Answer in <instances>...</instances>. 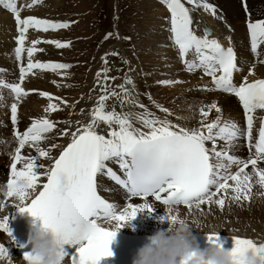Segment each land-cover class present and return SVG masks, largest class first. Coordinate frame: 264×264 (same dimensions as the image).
Returning <instances> with one entry per match:
<instances>
[{"label": "snow or ice", "instance_id": "snow-or-ice-1", "mask_svg": "<svg viewBox=\"0 0 264 264\" xmlns=\"http://www.w3.org/2000/svg\"><path fill=\"white\" fill-rule=\"evenodd\" d=\"M42 3L43 0H31L26 7L31 9ZM160 3L165 5L170 13L171 39L178 48L185 70L189 73L202 70L205 75L211 77L214 88L205 87L202 90L222 91L237 97L244 110L246 129L242 131L234 121L221 123L220 116L213 122H207L213 110L221 112L215 102L206 106L207 110L205 107L200 108L199 128L187 129L173 124L167 119L173 113L153 101L155 107L166 114L165 118L161 119L135 98V85L131 77L125 76L124 83L119 86V92L115 89L109 90L108 81H114L115 77L107 75L110 71L107 67L96 74L97 86L102 94L90 113V122L71 132V142L63 148L50 167L45 168L38 161L40 158L51 159V150H44L40 144L47 139V133L54 131L55 123L48 118L34 119L22 134L14 128L18 147L12 157L13 163L4 186L3 198L0 199V208L12 205L9 200L15 199L17 195L14 187L16 179L26 178L32 190L31 198L25 200L21 194L19 200L15 199L19 203L14 207L21 214L26 213L40 220L42 225L58 235L65 245H79L78 255L71 258V264H100L102 259L111 258L113 253L110 245L117 232L103 227L102 223L114 222L116 226L122 227L134 220L139 213L151 215L154 208L148 203L149 198H154L156 202L166 206V218L172 221L170 210L174 206L183 205L188 209L200 210L203 205L215 204L223 210L228 201L238 204L250 202L254 183L264 189V169L257 166L258 162L264 161V116L259 117L258 137L255 141L253 139L255 114L257 110H264V79L249 83L247 78H244L237 87L233 83V74L240 69L234 49L225 48L216 39L210 38L211 32L207 28L204 29L203 36H198L190 9L181 0H160ZM187 3L193 8H202L216 16V7L207 0H187ZM243 5L247 12V0H243ZM0 6L13 15L17 26V47L14 49L16 61L21 62L25 52L28 57L26 66L21 64L19 68L18 83H7L0 76V89L7 88L13 94L14 102L10 111L11 123L15 126L18 123V105L30 94L22 87L27 76L34 74L35 69L50 70L59 74L60 70L71 67L63 63L32 60L38 51L36 45L39 43L54 44L56 48H67L70 44L34 40L31 46L26 48V34L29 29L43 32L67 29L70 24L32 16L22 18L17 0H0ZM247 27L251 51L258 56V48L264 44V20L252 22L249 18ZM111 36L109 33L105 39ZM190 52L194 55L192 60L187 59ZM108 55L119 54L106 53L102 57L105 65L108 64ZM260 62L264 63V60ZM124 63L127 64L128 61L125 59ZM249 74L253 72L250 70ZM159 83L170 86L180 81ZM128 86H131V89ZM39 95L49 100L46 112L59 110V106L52 103L54 99L59 98H54L46 92H40ZM111 98L120 101L121 108L127 104L143 111L117 112L114 105L109 110L107 101ZM148 98L152 100L150 95ZM2 101L3 96L0 93V102ZM133 119L147 131L134 127ZM77 124L79 125V122ZM101 124L107 126V135L97 131ZM61 135H69L68 129ZM241 138L246 139L250 152L254 149V153L247 160L230 154L234 142ZM218 140L225 143V147L219 150ZM208 142L211 147L206 146ZM26 145L34 148L38 155H22L21 151ZM55 147L58 146L52 145V148ZM108 162H117L125 178L117 175L108 166ZM18 163H22V167L18 168ZM233 166L237 168L234 173L230 171ZM37 167L42 169L40 174H37ZM249 167L251 173L246 171ZM98 174H106L126 189L129 198H139L144 202L139 205L128 203L122 210H118L113 203L107 202L98 194ZM254 177L257 179L253 182ZM0 231L6 233L15 244L8 216L0 221ZM207 238L213 247L223 249L218 234H207ZM232 238L234 247L230 251L231 255L240 256L252 250L261 264H264V243H257L248 238ZM62 254L67 256L65 252ZM4 258L11 259L8 249L0 246V260ZM31 259L30 253H24L23 260L27 264H30Z\"/></svg>", "mask_w": 264, "mask_h": 264}, {"label": "bare ground", "instance_id": "bare-ground-1", "mask_svg": "<svg viewBox=\"0 0 264 264\" xmlns=\"http://www.w3.org/2000/svg\"><path fill=\"white\" fill-rule=\"evenodd\" d=\"M214 2L218 4L217 6L219 8V11L216 12V17L204 11L195 12L193 15H191L194 21L193 26L195 28L196 34L198 36H202V29L205 26L212 27L214 29V33L210 38L216 39L221 45H224V43H232V46L235 48L236 54L238 53L237 55H240L238 63V66L240 68H243V70L245 71L252 70L253 78H264V63H261L260 61L258 63H255L251 58L252 55L250 53L251 50L249 48L251 43L249 44L248 37L245 34L247 30L246 24L249 22V18L252 22L264 18V0H247L248 12L244 11V7L242 5L243 0H214ZM29 3H31V0H26V5ZM62 4L63 0H43V3L39 7L34 6L31 9H27L25 5L26 8L25 10L23 9V13H21V16L23 18H26L27 16L35 17L38 16L35 15V13L40 12L43 9L47 11L55 10ZM163 6L165 5L160 3V0H146L145 2L144 17L146 19V29H149L150 32L153 31L151 29H154V34L148 35L149 37L147 39L143 37L142 42L145 43L147 47L153 45L151 43H154L158 46L161 44L165 49L154 55L146 53L142 56V58H140L139 62L136 60L135 57H133V59L137 62H134L136 64L133 67V72L131 71V79L133 80L135 85L133 95L141 104L146 106V108L150 112L154 113L157 117H160L161 119L165 118L166 114L160 112L159 109L153 104V101H155L156 104L162 105L163 107L169 109L173 113V115L168 116L167 119L171 120L173 124L180 125L181 127L187 129H194L200 127V108L205 107V110H207L206 106L212 104L213 102L218 105V107L221 109V112H211L209 117L207 118V122H213L217 119V116H220L221 123H223L224 121H234L239 127H241L242 118L240 110L238 108L236 100L231 95L225 94L221 91H216V93L214 91L205 92L201 88H196V85H202L205 87L206 85H208L207 80H205L204 78H199L197 73H179L181 67L180 64H178L179 59L177 56L175 45L173 44L171 39L170 29L168 30V28L170 27V22L167 25L165 23V21L167 20H163L166 14ZM1 11L3 10L1 9ZM3 12L4 14L2 16L5 18V20L3 21L2 18L0 20V29L2 27V29L0 30V33L2 35L0 37V42L5 43L7 45L4 44V46L0 48V67L4 69L3 77L8 79H17V67L13 60L14 58L12 57L13 51H11V48H14L13 37L15 36V27L11 20V17L5 11ZM40 17L44 18L43 16ZM162 20L164 21V23L162 22ZM9 29H12V31H10ZM62 30L63 29H59L56 32H53L55 30H49L48 32H35L34 29H29L30 32L26 34L27 45L30 47L31 42L34 41V39H38L41 41L45 39V41L52 40L59 41L62 43V41L57 40L55 38L63 33ZM54 33H57L58 36H56L57 34L54 35ZM149 38L150 41L149 43H147ZM63 42L67 43L66 41ZM47 44L45 43V46L42 43L37 44L36 48L38 49V51L33 55L32 58L37 59L39 62L42 63H54V59L56 56L68 54L73 49V46H71L72 44H70V42H68V44H70V47L67 48H56L54 44ZM40 49H42V51H39ZM124 52L125 54H127V56H133V53L128 54L125 49ZM258 56L260 58V55ZM23 59L25 61H28V57L26 56V54L23 55ZM241 59L243 62H245V64H242ZM101 63L102 62L100 61V58L94 61L91 73L89 72L90 74L87 77L86 83L83 87L80 86L79 88H75V75L70 71V68L66 70H60L59 74L54 72L45 76L42 75L44 73L43 70H34V74H30L26 78L28 80L26 81V85L24 86L25 90H42L46 91V93H49L51 95L52 93H55L57 95L53 97L59 98L54 99L52 101V103H56L59 106V110L55 112H46L45 109L49 104V100L47 98L41 97L40 95L36 97L35 92L22 99V101L19 103L17 124L23 129L31 125V122L34 120V115H38L36 119L48 118L53 123H55L56 128L54 129V131L51 133H47L46 141L40 144L41 148L45 150H51L50 154L54 153L52 145H58L62 143L63 146L67 142L65 144V146H67V144L71 142V132L75 131L78 126L85 125L90 122V113L92 109L97 105L98 97L102 94L100 87H98V90H95L97 83L96 74L101 70ZM26 64L27 63L24 62L25 66ZM154 70H158V72L160 74H164V76L165 74L170 75L171 73H177L175 80H181L182 83H175L173 87L170 86L169 88L168 86L169 89L166 88L165 90L163 89L159 91L158 89H155L154 85L156 83L154 81V78L150 79V83L148 84V80H145L144 77V75L148 76ZM110 74H112V71H110ZM111 77L113 76L111 75ZM165 78L166 76L164 77V79ZM120 80L121 81H117L118 86L124 83L123 79ZM114 83L117 84L116 82ZM191 84L194 85L190 86ZM108 86L110 89L112 86L110 82H108ZM129 88L131 89V86ZM209 88L212 87L210 86ZM65 90H73L74 93L70 94L73 95L76 101H64L63 98L65 97L63 93ZM2 95H4L2 101L4 103L2 104H8V91L2 90ZM149 95L152 97V100H149ZM107 105L109 110H111L114 105L117 112L123 111L136 113L143 111L138 107H134L127 104L124 105L123 108H121L120 101L116 100L115 98L109 99L107 101ZM81 110H83V112ZM1 111L2 110H0V129H3L5 128V126L8 127L7 124L9 125V123L8 121H3L4 116H6V114L1 113ZM77 122H79V125L77 124ZM132 122L134 126H141L140 128L142 130H146L143 129L142 125L136 122L135 119H133ZM65 129H68L69 135L64 136V138H62L61 133ZM97 131L100 134L107 135L108 129L107 126L101 124L97 128ZM7 135L9 136H5L4 134L0 135L4 137H0V151L8 152L9 150H11L12 148L14 149L17 146V142L14 139L12 132L11 134ZM218 142L222 143L221 140H219ZM231 152H233V155L235 156L241 155L244 158L247 157V152L243 147H232ZM21 154H26V156L38 155L35 149L31 147H29V149L24 148L21 151ZM7 156L8 155L0 159V172L3 173L0 174V191L3 189L2 183L4 180H6L8 175V171H5V166L8 164ZM38 162L45 165V168L48 167L47 158H40ZM17 165L18 168L22 167V163H18ZM262 167H264V163L262 164ZM39 171H41V169H39ZM37 174L39 173L37 172ZM99 184L103 195L113 201L118 210H122L123 207H126L128 203L133 204V200L142 201L139 198H133L132 200L129 199L125 201L123 196L113 190H109L113 188L112 183H108V181L103 178H99ZM14 201L16 203H19L15 199ZM152 201L154 200L149 198L148 203H150L154 208L161 210L167 208L161 203H152ZM181 206L184 207L183 205ZM174 207H176L173 208L174 214H177L181 217H185L187 219H190V213L194 216H201L204 210L206 209V206H201L200 210L188 209L187 207L182 208L179 206ZM145 214L146 213L137 215V217L131 221V227H124L120 231L152 235L158 229L168 228H161L157 227L156 225L153 226L149 224H143V222H141L140 220L141 218L145 217ZM114 226V222L108 224V227L113 230ZM193 229V234L218 233L223 235L225 234L241 238H248L254 240L257 243H264V219L262 220L254 218L252 221L249 222V225H234L231 223L229 224V226L226 224H195L193 226ZM4 240L5 237L0 234V242ZM0 264L23 263L20 257L15 256L8 261L1 262Z\"/></svg>", "mask_w": 264, "mask_h": 264}, {"label": "rangeland", "instance_id": "rangeland-1", "mask_svg": "<svg viewBox=\"0 0 264 264\" xmlns=\"http://www.w3.org/2000/svg\"><path fill=\"white\" fill-rule=\"evenodd\" d=\"M145 2L146 0H63V4L57 7V9L52 10V13H51V10L47 11L43 9L42 11L35 13V15L39 16V17H36V16L35 17L39 19H43V18H40V16H43L44 18H47L49 19V21H52V22L60 23L62 22L60 20H66L63 23H67V21L71 23V26L69 27V29H67L66 31H63L65 29L62 30L63 33L60 36H58L57 33H54V35L57 34L56 36L58 37H55V38L57 40L62 41V43H64L63 40L72 41V43L70 44H72L71 46H73V49L68 54H65L62 56L60 55L56 56L55 59L61 62H65L63 64H68V65L69 63L71 64L72 67L70 68V71L75 75V82H74L75 88L84 86L88 75L91 73L94 61L100 58V61L102 62L100 65L101 70L103 69V67L104 68L107 67L108 69H110V71H112V74H110V71H109L107 75L109 77H111V75L115 77L114 81L113 80L112 82L111 80L108 81L112 85L109 90L115 89L116 91L118 90L117 92H119V86H118L117 81H121L120 79L124 80L126 74L127 76L131 77V74L133 72V67L137 63L133 59V57H135L136 60L139 62L140 58H142L144 54L147 53L150 55L152 54L154 55L165 49L163 48L161 44L158 46L154 43H151L153 45L149 44L150 46L147 47V45L142 42L143 37L147 39L149 37L148 35L154 34V29H151L153 30L151 32L149 29H146V25H145L146 19L144 17ZM207 2L213 4L216 7V10H217L216 12L219 11V8L217 6L218 4L215 3L214 0H207ZM183 3L187 7H193L187 2L183 1ZM163 7H166V6H163ZM25 8L26 7H24V10ZM164 11L166 14L163 20L164 19L167 20V21L165 20L164 21L168 25L170 22V18H169L170 13L167 10V8H164ZM202 11H204L202 8L192 9L190 10V14L193 15L195 12H202ZM244 11H245V8H244ZM21 13H23V11ZM3 14L4 12L1 11L0 9V20L2 18L4 21L5 18L2 16ZM163 20L162 22L164 23ZM261 20H264V18ZM169 29L170 27L168 28V30ZM9 30L12 31V29H9ZM56 31L58 30H55L53 32H56ZM35 32H37V30H35ZM109 33L112 34L111 38L105 39V36L108 35ZM117 35L119 38H117ZM1 36L2 35L0 33V37ZM125 38H128V39H125ZM34 40H38V39H34ZM149 41H150V38L147 43H149ZM248 41L250 44L249 39ZM4 44L5 43L0 42V48H2ZM124 49L128 54L133 53V56L131 55L127 56V54H125L124 52ZM13 50L14 48L12 47L11 51ZM112 52H117L119 55L118 56L108 55L107 56L108 64L105 65L101 58L104 57L106 53H112ZM250 53L252 55L251 58L253 59V61L255 63H258L260 61L259 56L255 59L254 57L255 55L252 53V51H250ZM237 56H238V63H239L240 55H237ZM12 57L14 58V56ZM55 59L54 61L57 62ZM125 59L128 61L127 64L124 63ZM23 61L26 63L28 62V61H25L24 59ZM242 64H245V62L242 61ZM43 71H44V73L42 74L43 76L54 73L50 70H43ZM179 73L193 74L195 72L189 73L186 70H183V68L181 67ZM176 74L177 73H171L170 75L165 74L166 78L164 79L165 77L164 74H160L158 70H154L148 76L144 75V77H145V80H148V84L150 83V79L154 78L155 79L154 81L156 83L154 85L155 89H158L160 91L163 89L165 90L166 88L169 89L170 86L173 87L174 85V84L170 85L168 88V86L166 87L162 85L161 83H159V82H162V80L163 81H166V80L167 81L168 80L169 81H180V83H182L181 80H175L177 76ZM114 82H116L117 84H115ZM193 85L194 84H191L190 86H193ZM206 86L207 88L210 87L208 85ZM205 87L202 85H196V88L204 89ZM95 90H98L97 83H96ZM35 91H38V92H35L36 97L39 95L40 92H46L42 90H35ZM214 92L216 93L215 90ZM70 93H74L73 90L64 91L63 93L65 97L63 98L64 101L66 102L76 101V99H74L73 95ZM56 95L57 94L52 93V96H56ZM8 104L6 105L7 108L9 106ZM0 107H2L1 104H0ZM4 111L6 112L7 110H2L1 113H4ZM213 111L212 113H214ZM4 114H6V116H4L5 118L3 119V121L7 122L8 114L7 113H4ZM37 117L38 115H34V119H36ZM7 126L8 127L5 126V128L0 129V135L4 134L5 136H9L7 134H11L12 132L11 126H9L8 124ZM233 147H236V148L243 147V145L240 141H236L234 142ZM231 151H232V148H231ZM6 152L7 151H0V159L7 155ZM231 153L233 154V152ZM236 157H239L240 159H243V160L246 159L242 157L241 155H236ZM260 168L264 169V167L262 166ZM230 171L234 173L233 170L230 169ZM246 171L251 173V167H249V169H247ZM0 174H3V173L0 172ZM255 179L257 178L254 177L253 182L255 181ZM112 187L113 188L109 190H113L117 192L118 194H120L121 196H123L125 201L129 199L131 200L133 199V198H129L128 196H126L118 187H114L113 185ZM143 202L144 201L133 200L134 205H139ZM152 203H156V202L152 201ZM203 206H206V209L204 210L201 216H194L191 213L189 214L190 219L188 220L192 223L193 226L195 224L197 225L226 224L229 226L230 223L234 225H249V222L252 221L254 218L262 219V220L264 219V189H261L259 185L254 183L250 202H244L242 204H238V203L228 201L226 202V206L224 207L223 210L219 209L218 206H216L215 204L211 206L209 205H203ZM179 207H182V206H179ZM173 208H176V207H173ZM167 214H168L167 208L163 210L154 208V211L152 212L151 215L146 213L145 217L141 218L140 221L143 222V224L145 225L149 224L153 226L156 225L157 227H161V228H167L169 227V221L166 218Z\"/></svg>", "mask_w": 264, "mask_h": 264}, {"label": "clouds", "instance_id": "clouds-1", "mask_svg": "<svg viewBox=\"0 0 264 264\" xmlns=\"http://www.w3.org/2000/svg\"><path fill=\"white\" fill-rule=\"evenodd\" d=\"M14 187L16 200H19L21 194L25 200L31 198L32 190L26 178H17ZM140 214L144 213L138 215ZM170 215L173 219L169 221V227L158 229L148 236L147 242L137 250L132 264H261L252 250L235 257L229 251L216 247L201 250L193 236L192 223L187 218L174 214L173 208ZM27 218H32L28 224L26 245L31 249L30 264H65L66 256L62 254L65 244L61 238L45 228L40 220V223H36L37 218L28 214ZM131 221L122 227L115 225L114 231L118 233L124 227H131Z\"/></svg>", "mask_w": 264, "mask_h": 264}, {"label": "trees", "instance_id": "trees-1", "mask_svg": "<svg viewBox=\"0 0 264 264\" xmlns=\"http://www.w3.org/2000/svg\"><path fill=\"white\" fill-rule=\"evenodd\" d=\"M113 185V184H112ZM114 187H116L115 185H113Z\"/></svg>", "mask_w": 264, "mask_h": 264}]
</instances>
